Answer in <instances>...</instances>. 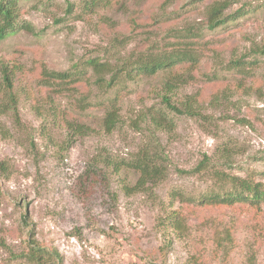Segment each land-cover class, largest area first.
Masks as SVG:
<instances>
[{
    "label": "rangeland",
    "instance_id": "1",
    "mask_svg": "<svg viewBox=\"0 0 264 264\" xmlns=\"http://www.w3.org/2000/svg\"><path fill=\"white\" fill-rule=\"evenodd\" d=\"M13 1L29 29L0 40V65L17 66L13 90L19 116L17 122L0 108V162L6 168L0 171V264H30L18 256L26 251L29 232L40 246L57 251L59 264H264V204L192 203L194 196L215 188L214 178L181 172L206 154L220 170L253 172L264 182V56H256L248 75L226 69L252 43L264 44V0H238L226 12L244 8V13L213 29L205 24L211 0H98L90 9L84 0ZM192 25L207 42L197 74L216 69L220 77L192 81L173 99L196 94L212 116L209 127L186 115L169 114L161 129L142 120L148 107L161 108L157 91L165 72L123 77L109 89L90 76L76 86L91 102L82 113L71 97L39 85L43 67L90 72V58L120 64L165 43L172 30ZM224 84L232 90L230 102L211 108L209 94ZM114 96H119V119L107 132L97 102ZM62 113L91 131L70 139L63 117L55 115ZM151 129L165 176L151 190L127 191L139 176L131 160L154 141ZM225 144L234 151L229 167L223 160L216 164ZM105 156L115 165L107 166ZM173 189L183 197L173 200ZM174 209L183 219L179 229L167 220Z\"/></svg>",
    "mask_w": 264,
    "mask_h": 264
},
{
    "label": "trees",
    "instance_id": "2",
    "mask_svg": "<svg viewBox=\"0 0 264 264\" xmlns=\"http://www.w3.org/2000/svg\"><path fill=\"white\" fill-rule=\"evenodd\" d=\"M98 0H84L85 9H90ZM238 0H211L206 6L205 24L208 29H213L224 24L229 20H234L244 13V8H239L234 13H227L226 10ZM28 31L29 27L18 19L16 6L13 0H0V40L18 30ZM165 39L163 44H155L150 48H145L141 52L131 54L120 64H111L108 61H100L98 58H90L86 64L90 68H75L72 70H49L42 68L39 76V85L51 90L54 94L68 96L75 102V107L79 113L85 111L91 102L88 100L89 95L86 92L79 91L77 85L89 81L90 76L94 77V83L100 88H111L115 86L119 79L123 77L133 78L134 75L142 74L146 77L154 76L159 72H165L162 78L157 94L160 98L161 108H147L142 113V120L156 129H161L168 123V115H186L197 119L203 126H210L213 122L212 116L205 112L204 107L198 101L196 94H185L184 96L173 99L175 91L183 86L188 85L197 79L207 83L218 80L220 75L213 69L208 72H200L199 62L206 47L207 42L201 41V35L198 27L187 26L183 31L174 29ZM246 54L237 59H232L226 65L228 71H234L241 74V77L248 75L249 68L256 66V56H264V44L258 45L252 43ZM253 56L247 60L246 57ZM17 66H11L7 62L0 65V108L2 113L10 114L17 122L19 121L17 98L13 90L14 76ZM91 73V74H90ZM108 76V78H106ZM249 88V87H248ZM231 88L224 84V87L209 94L208 103L210 107L223 109L230 102ZM258 89V88H257ZM119 96L106 98L97 102L100 107L104 108V115L101 118V126L109 132L117 123ZM49 102L51 99H48ZM52 102V101H51ZM215 105V106H212ZM59 108L56 107L58 112ZM64 119L67 126L69 138L86 135L91 131V127L83 121L70 117L69 119L62 113L55 114ZM235 119L238 121L249 122L244 117ZM155 129V130H156ZM152 144H144L136 152L131 160V165L137 169L139 176L132 187H126L130 192H143L151 190L165 176V165L162 162L161 152L158 150L156 136L153 137L154 130H150ZM234 151L226 144L222 145L217 151V162L224 161L223 165L230 166ZM104 163L107 166L115 165L109 157L105 156ZM211 159L206 154L191 170L181 172L196 173L207 172L214 178L215 188H210L198 196L190 199L192 203L203 205H224L233 206L237 204L248 205L252 208H258L264 204V182L255 177L253 172L245 175L233 174L220 170L211 163ZM114 170H118L116 166ZM4 163L0 162V171H5ZM182 192L179 189H173L170 197L173 200L182 198ZM183 200V199H181ZM168 223L175 229L181 228L183 219L180 213L174 209L167 215ZM0 246H4V240L0 238ZM26 251L18 254L20 258L30 264H59L60 257L55 249H49L40 246L37 240L33 238L32 232H29V238L26 241Z\"/></svg>",
    "mask_w": 264,
    "mask_h": 264
}]
</instances>
